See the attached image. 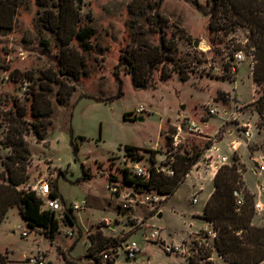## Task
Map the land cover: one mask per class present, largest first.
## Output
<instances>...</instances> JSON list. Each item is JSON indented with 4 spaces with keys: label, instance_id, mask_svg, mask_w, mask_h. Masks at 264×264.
I'll use <instances>...</instances> for the list:
<instances>
[{
    "label": "rangeland",
    "instance_id": "374dc122",
    "mask_svg": "<svg viewBox=\"0 0 264 264\" xmlns=\"http://www.w3.org/2000/svg\"><path fill=\"white\" fill-rule=\"evenodd\" d=\"M16 1L13 28L0 29V172L5 171L3 161L12 151L2 144L10 125L6 113L15 111L12 99L27 107V123H34L30 88L35 84L30 78L36 83L45 79L52 88L47 93L53 111L42 129L44 140L38 141L31 125L25 132L31 157L29 179L20 188L31 189L38 180L46 179L53 186L57 184L61 203L87 200V207L74 212V226L66 224L58 213L60 231L55 238L31 229L19 207H12L0 226V248L8 255L9 264H32L26 257L38 249L49 253L46 264H94L88 252L95 249L102 257L109 246L114 248L111 257L117 264H133L128 244L139 249L137 264H191L188 256L196 231L205 223L189 216L188 185L167 201L156 190L139 192L126 185L123 171L132 157L141 159L142 164L152 160L151 150L157 151L155 161L160 165L173 161L179 153H201L198 162L205 164L206 148L214 142L206 137L225 138L220 143L223 148L231 141L240 142L238 151L228 152L227 163L244 168L245 186L255 202L261 203L259 208L263 207L262 211L257 208L253 221L264 225V193L260 195L257 189L264 174L254 171L264 159V118L256 103L263 87L255 83L249 64L253 46L247 27L228 24L212 32L211 17L187 0H83L78 6V27L95 29L91 47L85 50L76 39L65 47L57 33L46 26V11H57V0H41L43 5L38 0ZM197 1L209 7L207 0ZM157 9L168 19L164 27L168 58L148 76V60L157 57L160 44ZM226 21L222 18L219 23L223 26ZM239 51L245 60L232 72L230 66ZM76 52L84 57L83 71L74 67ZM122 55L132 61L137 58L136 76L140 81L149 79L146 89L136 88L128 67L119 66ZM117 69L123 95L111 100L119 89ZM140 106L144 112L137 111ZM210 107L218 114L209 115ZM185 116L197 123L208 122L202 125V135L182 133L176 147L174 135L185 125ZM128 145L136 149L129 151ZM83 167L91 178L77 182ZM115 185L117 193L109 189ZM127 195L135 201L128 202ZM20 225L28 236L22 235ZM155 228L160 230L157 238L151 236ZM71 230L73 236L69 235ZM180 244L183 252L166 251L167 245ZM212 259L215 264H228L215 251Z\"/></svg>",
    "mask_w": 264,
    "mask_h": 264
},
{
    "label": "trees",
    "instance_id": "16d2710c",
    "mask_svg": "<svg viewBox=\"0 0 264 264\" xmlns=\"http://www.w3.org/2000/svg\"><path fill=\"white\" fill-rule=\"evenodd\" d=\"M187 1L194 4L205 16L211 17L209 27L212 32L227 28L229 27L228 24L244 26L249 29V41L254 48L256 58L254 81L257 85L263 87V94L256 103L259 106L258 112L264 118V0H207L208 8L197 0ZM38 2L40 5L44 4L41 0H38ZM82 3L83 0H57L54 5L57 11L47 10V19L45 21L46 26L57 33L65 47L76 39L83 49L88 50L91 47L90 39L95 35V29L91 26L78 27L81 21V13L78 6ZM17 8L18 3L16 0H0V29L8 30L13 28ZM155 16L156 31L160 36V44L157 47V57L148 60V76L152 75L154 69L168 58L165 53L167 47L164 30L168 19L158 9ZM222 18L227 20L223 26L219 23ZM76 53L78 55H75L74 67L83 71L85 66L84 57L78 52ZM134 59L137 60V58ZM135 60L132 61L128 55H122L119 66L128 67L129 72L133 74L132 78L136 88L146 89L149 79L145 77H143L142 81L138 79L136 67L134 66ZM71 73L74 75V71L69 72V74ZM115 77L119 89L117 95L109 98L111 100L123 95V82L119 77V69L116 70ZM32 80L33 84H35L31 85L30 88L32 96L31 114L35 120L34 123H27L26 115L28 109L16 99H12L15 111L10 110L6 113L10 125L2 144L12 151L3 161L5 171L0 172V226L10 209L17 205L22 219L26 221L31 229L39 230L46 236L54 238L60 231L59 214L55 211L44 209L42 200L36 191L20 188L29 179L27 167L31 157V149L25 139V132L29 130L31 125L38 141L44 140L45 133L42 129H45L48 125L47 118L53 111L52 102L47 93L52 90L51 86L45 83V79H41L39 83L34 82V79L30 78V81ZM25 85L28 86L27 83ZM26 86L24 89L27 90ZM97 99L102 100L100 97ZM59 102L62 103L63 99H59ZM127 149L131 151L136 148L128 145ZM76 150L77 147L75 148ZM151 153L152 161L155 162L157 151L151 150ZM200 158L201 153H196L193 156L176 154L174 175L169 176L162 171L154 169L147 181L137 175L132 176L130 171L125 168L123 171V182L128 186H133L139 192L156 190L165 196V200H168L185 181L187 174ZM234 160L238 159L234 157ZM243 171L242 165L233 163L221 165L216 172L214 179L215 189L210 195L202 215L207 222L213 224L217 231V236L213 240L214 250H211L207 257H212V253L215 251L228 264H260L264 261V225L255 224L253 221L257 206L254 195L245 186ZM90 178L91 174L83 167V176L77 182ZM235 191L242 192L244 196L245 203L240 209L237 205ZM51 197H60L57 184L53 186ZM64 217L70 224H76L75 218L71 213L67 212ZM106 245L109 246V243L107 242ZM88 256L92 257L94 264L116 263L114 259L106 262L102 261V257L96 255L95 249H91L88 252ZM190 263L197 264L194 260H190ZM0 264H9L8 255L1 251ZM204 264L215 263L213 259H209Z\"/></svg>",
    "mask_w": 264,
    "mask_h": 264
},
{
    "label": "built area",
    "instance_id": "2783aa9c",
    "mask_svg": "<svg viewBox=\"0 0 264 264\" xmlns=\"http://www.w3.org/2000/svg\"><path fill=\"white\" fill-rule=\"evenodd\" d=\"M245 60V55L243 51H239L235 55V61L232 63L230 66V69L232 72H236L237 65L240 64L242 61ZM249 64L252 70H254L255 67V54H254V48L252 47L250 51V60ZM138 112H144L145 108L144 106H140L137 109ZM208 114L209 115H216L218 114V111L215 107H210L208 109ZM185 118V125L183 127L178 128V133L174 135V141L173 144L177 147L179 144L178 137L182 134L185 133L187 135H202L204 132V129L200 123H197L193 121L192 119H188L187 117ZM245 135L247 137L250 136V131L246 130ZM209 140H214L217 141L218 137L214 136V138L211 137H206ZM171 155V153H169ZM174 157V156H173ZM171 157V158H173ZM175 158V157H174ZM174 161H170L166 163L165 165H160L157 164V162L149 160L146 164H142L141 159L137 157H132L130 159V163L127 165V169L130 171L131 175H137L144 180H148L151 176V173L154 169L157 171H162L166 173L169 176H172L175 174L174 170ZM167 166V167H166ZM259 173H264V159L260 161V167L256 169ZM109 189L112 192L117 193L118 192V187L115 186H109ZM28 190H34L38 194V196L42 200V207L44 209H49L52 211H55L57 213H61L62 216L64 217L66 213H71L73 214L75 211H80L83 210L86 206V201H83L81 204L75 203L72 204L70 207H66L64 203H61L59 198H53L51 197V193L53 191V185L46 179H40L37 181L35 185L31 186V189ZM258 190L259 193L261 194L264 191V182H260L258 184ZM235 196H236V201L238 208L240 209L245 201H244V196L242 192L235 191ZM136 197V195H133ZM125 199L128 202L135 201L133 200L134 198H131L130 195L126 196ZM197 199L194 198L193 202L196 203ZM124 206L126 207L127 205L124 203ZM259 204H257V207ZM23 230L22 235L24 237L28 236L27 230L23 228L21 225L19 226ZM72 234V233H70ZM196 238L193 241V251L192 253L189 254V259L194 260L197 264H204L207 260L212 259V257H207L209 252L211 250H214L213 244H211V240L213 241L214 238L217 236V231L215 230L213 224L211 222H208L204 227L200 228L198 231H196ZM160 235V230L155 228L153 232L151 233V236L153 238H157ZM113 247L109 246L104 250L102 253V261L106 262L108 260L113 259L111 257V252L113 251ZM127 252H128V258L130 261H132L133 264H136L137 262V255L139 253V249L135 246H132L128 244L126 246ZM166 251L170 253H181L184 251L182 245H167L166 246ZM46 254L44 251L41 249H38L37 253H34L30 256L26 257V260L32 264H46ZM117 257V256H116Z\"/></svg>",
    "mask_w": 264,
    "mask_h": 264
},
{
    "label": "crops",
    "instance_id": "0c3cea01",
    "mask_svg": "<svg viewBox=\"0 0 264 264\" xmlns=\"http://www.w3.org/2000/svg\"><path fill=\"white\" fill-rule=\"evenodd\" d=\"M186 117V116H185ZM208 121H200L199 123L201 125H206ZM205 131V130H204ZM217 133V132H216ZM250 137V136H249ZM225 138L221 139L219 138V140L217 141H214L210 146H207L206 148V153H205V156H206V159H205V164H203L201 161L198 162V164H196L194 166V168H192L190 170V172L187 174V177L185 179V181L180 185V187L177 189V191L175 192L174 195H172L167 201H169L172 197H174L176 195V193L178 192V190L185 184L188 185V195H190V205L188 207V213H189V216L192 218V219H199V220H202L205 224L204 226L208 223L203 217V211H204V208L206 206V203L210 197V195L212 194V192L214 191L215 189V183H214V179H215V175H216V172L218 171V168L222 165V164H229L227 163L229 157L231 156L230 154H228V152H235V151H238V147H237V143H240V142H237V141H231L227 144V148H223L220 146V143L224 140ZM227 151V152H225ZM219 163V165H218ZM199 164L200 166L202 165V167H199ZM256 173H259L258 171L254 170ZM260 175L264 174V173H259ZM205 178L208 179V181L206 182L205 181ZM245 180V179H244ZM246 182V180H245ZM264 182V181H263ZM260 183V182H259ZM257 189H258V186H257ZM259 191V190H258ZM264 193V191L260 194L262 195ZM196 198L197 201L196 203L193 202V199ZM86 201L87 203V200H84ZM166 201V202H167ZM165 202V203H166ZM257 204L261 205V203H256V206ZM64 205H66V207H70L71 205H68L67 203H64ZM87 207V206H85ZM258 210L262 211L263 210V207H260L259 206L257 207ZM85 209V208H84ZM74 214V213H73ZM72 214V215H73ZM8 215V214H7ZM162 214L159 213V216H161ZM76 221V224H77V220L75 219ZM66 224H68L69 222L66 220ZM70 224V223H69ZM74 224V225H76ZM72 225V224H70ZM72 225V226H74ZM260 225V224H258ZM113 227V225H111ZM202 226V227H204ZM200 227V228H202ZM199 228V229H200ZM198 229V230H199ZM39 231V230H38ZM41 232V231H39ZM72 233V234H70ZM41 235L44 234V233H40ZM69 235L73 236V231L71 230L69 232ZM55 238V237H54ZM61 247V246H59ZM0 251L1 252H5L3 251L1 248H0ZM9 254L10 250L7 249L6 250ZM43 251V250H42ZM46 256L49 255V253H47L45 250H44ZM63 253V252H62ZM34 254V253H32ZM219 258L223 259L222 257H220L218 255ZM66 260L68 257H65ZM224 260V259H223ZM225 261V260H224ZM67 263V262H66ZM264 261L260 264H263ZM67 264H73V262H70V263H67ZM117 264V261L116 263ZM137 264V263H136Z\"/></svg>",
    "mask_w": 264,
    "mask_h": 264
},
{
    "label": "water",
    "instance_id": "95a60500",
    "mask_svg": "<svg viewBox=\"0 0 264 264\" xmlns=\"http://www.w3.org/2000/svg\"><path fill=\"white\" fill-rule=\"evenodd\" d=\"M196 46H198V43H196ZM141 120H143V118H141Z\"/></svg>",
    "mask_w": 264,
    "mask_h": 264
},
{
    "label": "bare ground",
    "instance_id": "6f19581e",
    "mask_svg": "<svg viewBox=\"0 0 264 264\" xmlns=\"http://www.w3.org/2000/svg\"><path fill=\"white\" fill-rule=\"evenodd\" d=\"M203 47H205V46L203 45Z\"/></svg>",
    "mask_w": 264,
    "mask_h": 264
}]
</instances>
